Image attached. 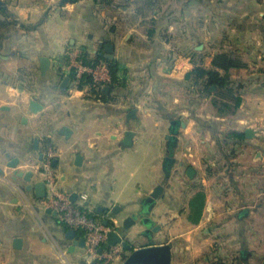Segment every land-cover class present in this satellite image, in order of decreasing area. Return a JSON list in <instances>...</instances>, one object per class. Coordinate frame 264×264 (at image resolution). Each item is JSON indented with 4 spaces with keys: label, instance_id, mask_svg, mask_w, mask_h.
<instances>
[{
    "label": "crops",
    "instance_id": "crops-1",
    "mask_svg": "<svg viewBox=\"0 0 264 264\" xmlns=\"http://www.w3.org/2000/svg\"><path fill=\"white\" fill-rule=\"evenodd\" d=\"M56 1L0 0L11 17L0 29V264H64L55 243L70 264L84 263L85 244L73 245L83 230L67 239L71 228L53 210L26 209L17 188L33 203L44 197L13 178L31 171L32 184L42 181L36 166L48 146L58 187L133 248L168 244L170 264L262 263L264 0H157L146 14L132 0L100 9ZM192 48L207 68L218 52L244 64L228 70L240 97L232 113L219 114L211 95L185 80ZM75 49L117 63L118 80L101 97L86 86L70 94L65 58ZM159 184L160 197L147 203ZM115 245L108 264H124L128 252Z\"/></svg>",
    "mask_w": 264,
    "mask_h": 264
},
{
    "label": "built area",
    "instance_id": "built-area-1",
    "mask_svg": "<svg viewBox=\"0 0 264 264\" xmlns=\"http://www.w3.org/2000/svg\"><path fill=\"white\" fill-rule=\"evenodd\" d=\"M77 49L70 51L69 62L66 65L67 71L72 70L73 77L70 81V91L79 89V84L84 75L90 77L93 85L97 88L104 87L111 80V75L106 64L99 63L95 66L86 65L79 58ZM90 95L96 96L91 93ZM55 156L53 147L48 146L44 152L43 159L36 166L42 174V181L46 187V195L43 199L33 203L25 192L17 188L22 205L31 212L35 211V204L38 203L41 209L53 210L58 217V221L71 229L83 230L85 239V258L83 264H108L119 255L121 248L118 245L105 247L106 235L110 229L101 221L88 216L80 206L70 201L67 193L62 191L57 185L56 175L53 171L52 161ZM102 247V251L98 249ZM55 252L64 264H70L66 258L65 251L54 244Z\"/></svg>",
    "mask_w": 264,
    "mask_h": 264
},
{
    "label": "trees",
    "instance_id": "trees-1",
    "mask_svg": "<svg viewBox=\"0 0 264 264\" xmlns=\"http://www.w3.org/2000/svg\"><path fill=\"white\" fill-rule=\"evenodd\" d=\"M78 0H68L67 2H75ZM157 0H132L136 5H139L138 9L141 13V9L144 8V13L146 14L150 10V6L154 5ZM93 2L102 8L111 7L114 0H93ZM0 11L6 15V19L0 22V29L6 27V23H10V15L5 12L4 8L1 6ZM2 26V27H1ZM2 33H0L1 35ZM79 58L86 65L95 66L99 63H104L107 65L112 81L117 82V63L112 60L106 59L101 53L98 55L90 57L85 51L80 50ZM69 58H65V64H67ZM194 63V67L185 74V80L189 83V86L198 87L200 94L211 95V103L219 114H230L239 105L240 97L236 89L233 87L231 80L229 78L228 70L232 67L244 66L237 58L232 57L230 54L225 52H218L213 55L211 60V67L207 68L202 65V62L198 61ZM223 71V73L220 72ZM69 77H73L72 70L69 73ZM84 86L89 88V91L96 96H102L101 88H97L93 85L89 76L84 75L79 84V88ZM82 209V208H81ZM82 211H84L82 209ZM85 212V211H84ZM87 214V212H85ZM88 216L92 217L90 214ZM220 261H216L211 264H220Z\"/></svg>",
    "mask_w": 264,
    "mask_h": 264
},
{
    "label": "water",
    "instance_id": "water-1",
    "mask_svg": "<svg viewBox=\"0 0 264 264\" xmlns=\"http://www.w3.org/2000/svg\"><path fill=\"white\" fill-rule=\"evenodd\" d=\"M68 0H62V3L67 2ZM197 49H201V46H197ZM106 49H109V46L107 45ZM107 57L111 58V55H107ZM40 71L41 74H45L47 69L49 68V59L45 56L40 57ZM69 81V77H64L62 83L60 84V88L64 89L66 88V85ZM108 90V86H104L102 91ZM30 106L32 108H39L37 103L35 101H30ZM171 124L173 126H176L178 124L177 121H172ZM180 124V123H179ZM182 126H184V123H181ZM252 133V130L250 128H247L245 130V134L249 136ZM77 159H80L78 156ZM16 160L13 161L11 164H9V167H15ZM55 164V162H53ZM193 173L192 168L187 169V174L191 175ZM16 177H22L28 182L27 189L31 190L32 188L35 190L36 196L38 198H43L46 195V187L43 181H37L35 183H31V177L32 172L31 171H14L13 172V178ZM162 192V185H157L152 189L150 193H148V196L145 198V201L149 204H153L156 199H158ZM47 213H51L52 211L50 209H46ZM54 213V212H53ZM132 221V218L129 217L127 219ZM126 221V223H127ZM104 225H107V221H103ZM126 225V224H125ZM75 231L73 229H68L65 233V237L67 239H73L75 237ZM20 240L15 239L14 240V246H19ZM85 239L81 238L79 241H73V245L78 246H84ZM115 244H120L122 248L128 252L127 257L125 258L124 264H170L171 260V248L168 244H159V245H148V246H141L138 248H133L131 244L128 242L127 239H124L122 235L117 233L116 231L110 230L108 231L106 235V245L113 246ZM68 251H72V247H69ZM99 252L102 251V247L98 249Z\"/></svg>",
    "mask_w": 264,
    "mask_h": 264
},
{
    "label": "rangeland",
    "instance_id": "rangeland-1",
    "mask_svg": "<svg viewBox=\"0 0 264 264\" xmlns=\"http://www.w3.org/2000/svg\"><path fill=\"white\" fill-rule=\"evenodd\" d=\"M122 1H123V0H122ZM183 1H184V0H181V2H183ZM119 2L121 3V5L124 4V2H121L120 0H119ZM157 2H158L159 4H161L162 6H163V5H166V4H168V5H174L175 3H177V0H158ZM56 3H57V4H61L62 2H61V0H59V1H56ZM65 3H67V2H65ZM117 3H118V0H114V3H112V5H116V6H118ZM95 7L98 8V9L102 8L101 6H99V5H97V4H95ZM172 7H173V6H172ZM195 50H196V49H193V48L191 49V53H190L191 60H192V61H195V62H198V59H199V61H201L202 58L197 56V53H198V52H196ZM197 50H200V49H197ZM68 54H69V53H68ZM68 54H67V56H68ZM67 58H68V57H67ZM67 64H68V63H67ZM67 64H65V65H67ZM191 89H192V91L195 90L196 94H197V92H198V90H199L198 87H192ZM71 93H73V91H70V94H71ZM179 118H180V119H179ZM179 118L177 117L175 121L178 122L179 120H180V121L182 120V117L179 116ZM177 119H178V120H177ZM178 123H179V122H178ZM176 126H177V125H176ZM182 127H183V126H182ZM179 128H180V127H178V129H179ZM178 129H177V130H178ZM179 132H180V130L177 131V133H179ZM180 133H181V132H180ZM181 136H182V133H181ZM256 226L258 227L259 224H256ZM217 261H220V262H218V263H220V264H227V263H228V259L225 258V257H223V259H221V258L218 259V258H217ZM214 262H216V260H213V261H211V262L208 261V264H211V263H214ZM263 263H264V259L262 260V263H261V262H258V263H256V264H263ZM244 264H248V261L245 262ZM251 264H252V262H251Z\"/></svg>",
    "mask_w": 264,
    "mask_h": 264
}]
</instances>
